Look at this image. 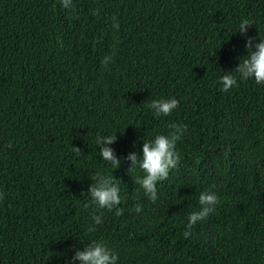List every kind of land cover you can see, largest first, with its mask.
<instances>
[{
    "label": "trees",
    "instance_id": "16d2710c",
    "mask_svg": "<svg viewBox=\"0 0 264 264\" xmlns=\"http://www.w3.org/2000/svg\"><path fill=\"white\" fill-rule=\"evenodd\" d=\"M242 19L258 42L264 0H0V264H65L92 240L118 264H264V85L217 83L247 54ZM173 123L179 162L152 202L125 157ZM114 133L111 169L94 138ZM97 173L120 182V215L88 202ZM203 190L218 203L185 237Z\"/></svg>",
    "mask_w": 264,
    "mask_h": 264
},
{
    "label": "clouds",
    "instance_id": "9594fccd",
    "mask_svg": "<svg viewBox=\"0 0 264 264\" xmlns=\"http://www.w3.org/2000/svg\"><path fill=\"white\" fill-rule=\"evenodd\" d=\"M62 8L72 7V0H59ZM252 23L242 19L233 32L239 31L245 39L246 55L239 57V63L233 69L238 75L231 71H223L217 83L221 91H228L235 86L239 80L252 79L257 85H264V37L260 36L258 42L255 38L246 36V25ZM232 32V33H233ZM178 105L175 97H160L152 99L148 104L154 116H168ZM185 125H171L173 131L168 133H156L150 139H143L140 153L131 151L125 159L130 161L129 172H137L135 183L142 190L144 196L155 202L158 198V182L167 178L169 171L175 168L179 162V154L176 150V143L184 134ZM115 140V133L112 135L97 134L94 138L96 149L98 147L99 157L106 164L112 165L111 169L119 167L120 160L111 147ZM91 183L88 186V202L98 210H115L116 215L122 212L119 206L122 201L120 182L111 175L104 176L97 173L90 177ZM218 203V196L214 191L203 190L198 195L199 207L190 211L187 215L185 231L183 235L188 237L191 229L198 222L206 219ZM87 206V205H86ZM135 211L141 212L142 206L137 203ZM103 222L102 211L91 215V223L88 231H93L95 225ZM119 256L116 251L107 246L102 240H92L84 244L83 248L75 249L74 253L65 261V264H118Z\"/></svg>",
    "mask_w": 264,
    "mask_h": 264
}]
</instances>
